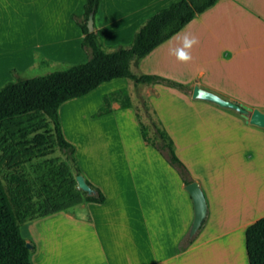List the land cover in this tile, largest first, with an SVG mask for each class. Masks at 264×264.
<instances>
[{
    "label": "rangeland",
    "instance_id": "1",
    "mask_svg": "<svg viewBox=\"0 0 264 264\" xmlns=\"http://www.w3.org/2000/svg\"><path fill=\"white\" fill-rule=\"evenodd\" d=\"M145 1L101 0L103 12L100 19L106 20V16L109 19L112 13L124 16L137 11L147 5ZM149 1L152 6L145 7L140 24L134 25L135 28L105 30L97 26L94 29L106 53L129 48L134 35L147 19L171 0ZM223 1L227 3V0ZM85 2L0 0V89L7 83L44 77L88 60L90 54L81 46L83 35L79 28V24L84 22ZM228 2L232 4L229 5V12L207 18V27L198 21L201 17H196L186 29L161 46L156 54L140 60L137 67L134 62L131 64L133 74L154 75L150 72L159 71L165 74L162 78L185 86L189 93L157 85L151 87L158 96L153 93L147 96L146 86H135L129 79H117L59 107L61 130L66 142L74 147L80 176L107 197L108 205L104 208H70L71 202H81L84 197L78 189L75 172L57 146L49 119L36 115L0 123V179L3 185L8 187L12 171L7 164L13 156H18L22 162L16 167L17 171L32 181L33 212L18 214L21 235L27 244L33 246L31 264H127L126 261L131 259V253L117 246L114 231L126 225H135L139 229L145 227L143 209L138 205L145 197L142 194L146 185L139 181L146 180L144 170L147 166L168 164L157 149L143 142L140 123L149 128V136L154 135L152 123L156 124L159 130L175 139L174 152L178 159L181 152L195 169L209 178L218 176V180L225 182L223 192L212 191L219 219L227 216L239 219L246 209V212L253 211L250 218L264 213V152L261 153V162H257L254 151L244 152L242 156H239L241 149H237L236 155L224 151L217 155L212 153H217L220 148L219 144L213 145L210 135L199 143L187 133L182 141L179 140L180 119L206 115V111L199 107L204 101L191 97L194 86L223 100L231 101L230 96H238L252 104H264V93L261 92L264 90V0L260 4L255 1L258 6L254 9H244L238 0ZM111 32H119L120 35L113 38ZM186 38H195L197 43L189 48ZM225 46H229L230 50ZM184 53L190 59H181ZM207 55H218L220 59L210 63L211 60L205 59ZM201 70L207 72L203 81L198 78ZM215 73L220 77L213 83L224 91L223 94L203 86V83H209L208 74ZM120 89L125 90L132 108L116 110L102 119L94 117L103 105V98ZM219 110L236 115L232 110ZM260 111L264 113V110ZM39 134L45 135L48 140L40 148L32 144L33 138ZM245 143H248L247 139ZM212 148L215 150L211 151ZM257 148L264 151L263 141ZM31 151L33 156L28 157L27 152ZM215 166L216 171L209 174L210 167ZM238 170H241L240 174ZM238 177L244 190L239 186ZM251 186L257 189H254L255 196L251 194ZM225 200L227 203L224 205ZM49 209L68 210L49 214ZM123 214L130 220L124 221ZM133 215L140 220L134 218L133 221ZM109 229L112 231L107 232ZM220 244L221 241H217L209 246H218L214 252L201 251L196 264H208L211 258L214 262L215 257L219 259L223 255L231 257L235 264H248L244 237L240 244L236 240L231 243L232 253L228 248H220ZM221 251L227 252L219 254ZM169 254L163 253L159 259ZM148 259V254L142 253L140 264L153 262ZM192 261H195L194 258L189 264ZM160 264L176 263L164 261Z\"/></svg>",
    "mask_w": 264,
    "mask_h": 264
},
{
    "label": "trees",
    "instance_id": "2",
    "mask_svg": "<svg viewBox=\"0 0 264 264\" xmlns=\"http://www.w3.org/2000/svg\"><path fill=\"white\" fill-rule=\"evenodd\" d=\"M217 1L179 0L172 3L147 19L134 35L129 48L106 53L97 34L89 33L87 29L88 17L90 14L96 15L100 0H86L82 14L84 22L79 24V28L83 35L81 46L90 54L88 60L44 77L5 84L0 89V123L10 119L45 116L52 123V132L59 150L70 163L76 176L81 175L74 157V147L66 142L61 130L59 107L70 100L85 97L99 86L117 79H129L135 86L166 85L189 93L185 86L171 80L154 75H135L131 72V64L134 62L137 67L140 60L178 34L197 16L212 8ZM112 103H118L121 110L132 108L125 90L120 89L103 98V105L94 117L110 114ZM137 119L139 120L138 115ZM156 126L152 123L154 135L149 136V128L140 123L143 142L161 153L184 185L194 182L184 164L176 156L172 139ZM47 143V137L42 134L36 135L32 140V144L38 148ZM27 156L32 157L33 152H27ZM21 164L18 156H13L8 162L7 167L12 173L7 188L0 179V264H31L30 252L33 246L31 249L26 247L27 243L21 235L18 214L33 212L34 195L32 181L16 169ZM87 184L95 194L88 196L87 193L80 191L84 197L83 201L103 204L104 195L90 183ZM182 242L178 247L179 252H184L193 240L186 239ZM245 252L249 264H264V217L247 227Z\"/></svg>",
    "mask_w": 264,
    "mask_h": 264
},
{
    "label": "crops",
    "instance_id": "3",
    "mask_svg": "<svg viewBox=\"0 0 264 264\" xmlns=\"http://www.w3.org/2000/svg\"><path fill=\"white\" fill-rule=\"evenodd\" d=\"M178 1L179 0H171L168 3H166V5H164L163 8H166L172 3ZM229 1L231 2V0ZM238 1H240L244 9L248 7L254 9L258 6L256 2L259 4L262 2V0H238ZM145 3L147 4V5L145 4L146 8L149 7V5L150 7L152 6V3L150 4L149 0H146ZM227 3L226 1L218 0L217 3L212 8H210L203 14L197 16V17H201L200 20H198L201 22L200 24L205 25V27H207L208 23L205 22L207 18H210V16H213L215 14H220L224 11L229 12L231 8L229 5L232 4H230L228 0ZM100 6H101V0L99 2L98 11L94 16V25H95L94 29H96L97 26H98L97 28H103L105 30L118 29V28L129 30L135 28L134 25L136 26V24H140L139 21L142 17V14L145 13L146 11V8L144 7L138 9L137 11L128 13L124 16L113 15L112 13L110 14L109 19L108 16H106L107 18L106 20L104 19L101 20L100 17L103 10L101 9ZM153 10L156 11V9ZM97 19H99V25ZM191 23H189L184 29H186ZM183 30H181L180 32H182ZM117 35L118 36L120 35L119 32L115 34L114 32H111V36L113 38L118 37ZM82 37L83 36H81L80 39H83ZM165 43L160 45L158 48H156L146 57L156 54L158 50L161 49V46H163ZM224 48L230 50L229 46H225ZM218 58L220 59V56L218 55L205 56V59L211 60L210 63L212 61H216V59ZM150 74H154V76H160V77L165 76L164 73H161L159 71L154 73L150 72ZM208 76L210 78L208 79L209 83L206 84L203 83L204 88H208L213 92H218L219 94L220 93L223 94L224 91L219 90L217 86L213 83L214 80L217 81L219 79L220 77L219 74L218 73L210 74V75L208 74ZM206 77H207L206 71L201 70L198 72V78H200L201 81H203ZM261 92L264 93V90H261ZM152 93L158 96L157 91L154 88H152L151 86H146L145 94L147 96H150ZM229 99L231 100V102H234L242 106H246L252 109L264 110V104H252L246 101L242 97L230 96ZM199 105L201 109H204L206 111L205 113L206 115L205 116L198 115L194 117L191 116V117H185L182 120L180 119L181 127H180L179 140L182 141L184 139V134L187 133L188 136L192 134V136L196 139L197 143H199L204 141V139L210 135L213 145L219 144V148H220L217 153L216 152H212V153L217 155L223 153L224 151L225 153L227 152L228 154L231 153L232 155H236L235 153L238 151L237 149H241L239 156H242L244 152L254 151L255 160L257 162L259 161L261 162L262 160L261 153H263L264 151H260V149H258L257 146L259 145L260 141H263L264 143V130L249 125L246 122V120L238 113H236L235 116H233L232 114L224 113L222 112V110H219L223 108H220L216 105L212 106L214 104L205 101L203 103H200ZM213 107H215V109ZM111 109L112 112L110 114L102 116L100 117V119L109 117L111 114H114L116 110L120 109L119 104L112 103ZM252 138L253 140L251 141ZM246 139L248 143H245ZM173 140L176 143L175 139ZM204 145H206V142H204ZM213 150L215 149L212 148L211 151ZM212 153L210 154L211 156ZM178 156H179V160L186 167L190 178L194 182L198 183L199 187L201 188L204 194L207 204V218L203 226L199 230L198 234L195 236L194 238L195 240L193 241V243L184 252H179L178 251L179 244L182 241L184 242L186 239H189L188 234L193 220L192 200L188 195V193L184 190V187L186 185L182 183L176 171L171 170L172 168L171 166L165 163L147 166L146 169L144 170V172H146L147 174L146 180H144V182L139 181V183H144L146 185V191L143 192L142 194V197L143 195L145 196L144 197L145 200L143 199L142 202H140V204L138 205V207H142L143 209L142 213L144 218L142 222H145L144 225L145 227L139 229L136 228L135 225H132V227L126 225L125 228H120L114 231L116 235L117 246L121 250L132 254L131 259L129 261H126L127 264H140L142 253L148 254L149 257L148 260L150 262L153 261L151 264H160L163 263L164 261H168V262L175 261L176 264H189V261L192 258H194L195 261H192V263L190 264H196L197 258L200 255L201 251L210 252L212 250L211 252H214L215 248L218 247V246L217 247L213 246L214 248L213 247L210 248L209 246L211 244L217 241H221L220 248L222 249L228 248L229 252H231L232 251L231 243L233 241L235 242L236 240L240 244V241L242 243L243 237H244V248H245V231L247 227H249L256 221L264 217V213H261L257 217L250 218L251 217L250 214L253 211L246 212L248 211V209H246V211L242 213V216L239 219H234L233 217H228V216L226 218L219 219V217L216 216L219 214L216 211V205L214 203L212 191H216V193L223 192L224 188H226L225 182L218 180L219 179L218 176L215 177L210 176L209 178L201 170L197 168L195 169L193 164L191 165V163L188 162V158L183 156V153L180 152ZM216 169H217L216 166L214 168L210 167L209 174L213 171L215 172ZM240 173L241 170H238V174ZM253 175H256V172H253ZM238 179L240 180L238 181L240 188L244 190L245 188L243 187V182L241 181L240 177H238ZM249 189L251 190V194L255 196L254 192H256L257 190L256 187L251 186ZM226 203L227 200H225L224 205ZM107 205H108V200L107 197H105V201L103 204H94V203H86L84 201L81 202L77 201L75 203L71 202L70 208L72 209L77 206H89V207L99 206V208L102 209ZM68 209L66 210L49 209L51 211L49 214L66 212ZM127 217H128L127 215L124 214L122 215L124 221L130 220ZM132 218L133 221L134 218L140 220V218L136 217L135 215H133ZM110 231L112 230L111 229L107 230V232ZM166 252L170 254L164 256L163 259L160 260L159 257ZM226 252L227 251H221L219 252V254H223ZM230 258L231 257H229L228 255L227 256L223 255L219 257V259L215 257L214 262H212V258H211L208 264H235L234 263L235 261Z\"/></svg>",
    "mask_w": 264,
    "mask_h": 264
},
{
    "label": "water",
    "instance_id": "4",
    "mask_svg": "<svg viewBox=\"0 0 264 264\" xmlns=\"http://www.w3.org/2000/svg\"><path fill=\"white\" fill-rule=\"evenodd\" d=\"M87 29L89 33L94 31L93 14H90L88 17ZM191 97L194 100L209 102L220 108L232 110L242 116L249 125L264 130V113L258 109H252L231 101L223 100L215 94L203 90L198 86L192 88ZM76 183L78 189L87 193L88 196L95 194L82 176L79 175L76 177ZM184 190L190 196L193 204V220L188 234L189 239H193L198 234L207 218V204L204 194L197 182H192L186 185ZM26 247L28 249L32 248L29 244H26Z\"/></svg>",
    "mask_w": 264,
    "mask_h": 264
},
{
    "label": "clouds",
    "instance_id": "5",
    "mask_svg": "<svg viewBox=\"0 0 264 264\" xmlns=\"http://www.w3.org/2000/svg\"><path fill=\"white\" fill-rule=\"evenodd\" d=\"M195 43H197L195 38H191V39L186 38V46L187 47L190 48ZM181 59L188 60V59H190V56H188L187 54L184 53L183 56H181Z\"/></svg>",
    "mask_w": 264,
    "mask_h": 264
},
{
    "label": "bare ground",
    "instance_id": "6",
    "mask_svg": "<svg viewBox=\"0 0 264 264\" xmlns=\"http://www.w3.org/2000/svg\"><path fill=\"white\" fill-rule=\"evenodd\" d=\"M229 261V260H228Z\"/></svg>",
    "mask_w": 264,
    "mask_h": 264
}]
</instances>
